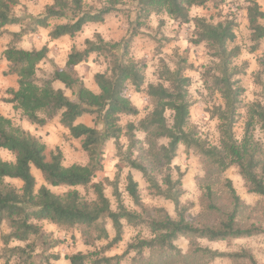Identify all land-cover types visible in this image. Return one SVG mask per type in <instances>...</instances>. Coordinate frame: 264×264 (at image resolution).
<instances>
[{
    "label": "trees",
    "instance_id": "16d2710c",
    "mask_svg": "<svg viewBox=\"0 0 264 264\" xmlns=\"http://www.w3.org/2000/svg\"><path fill=\"white\" fill-rule=\"evenodd\" d=\"M50 1L41 16L25 25V19L15 12L21 5L20 0H0V37L7 34L13 41H20L40 28H50L52 20H59L65 22L54 25L49 37L52 40L74 39L88 24H102L110 15L121 12L123 4L121 0H94L95 4L91 5L85 0ZM133 1L136 3L135 28L144 26L153 15L165 14L179 25H189L192 29L190 42L194 46L204 45L208 51L213 65L205 72L204 82L222 100L210 112V119L218 122V144H211L189 129L193 103L189 94L191 79L185 75L188 70L184 64L186 60L179 62L175 69L162 62L160 81L147 84L146 64L131 54L133 38L138 35L135 30L120 42L106 40L101 33H95L83 42L82 49H72L64 69L57 68L47 79L40 76L39 68L48 59L47 46L40 50L8 46L2 53L9 63L4 75L16 76L18 88L6 91L5 103L21 111L32 125L41 128L57 120L73 139L82 141V148L91 162L85 166H64L59 148L49 151L39 137L0 115V149L15 156L13 162L0 156V232L4 225L8 227V233L2 235L6 253L1 257L7 261L17 258L19 264H36V243L32 240L42 237L40 223L48 221L60 228L81 229L90 246L109 241L101 250L68 256L69 264H123L131 255V264H211L218 260L259 264L249 249L222 252L204 247L200 241L230 244L264 236L262 225L244 222L249 207L232 181L224 177L229 169L235 168L247 192L264 198V143L256 135L259 130L264 137V53L258 58L261 70L257 83L262 87L261 100L245 106L241 77L246 76L248 63H235L241 55V47L234 44L238 28L236 19L226 14L221 21L213 23L192 15L194 9L209 3L218 8L223 0ZM250 1L247 19L253 43L251 53H256L264 41V11L255 0ZM14 26L21 30H8ZM163 26L164 20H161L159 28ZM163 41L170 42L165 38ZM121 47L122 54L119 53ZM95 54L107 63L104 72L94 75L97 92L89 89L76 71ZM56 83L62 84L64 89L55 88ZM129 85L150 99L153 108L139 124L128 121L122 125L123 118L139 115V109L127 96ZM66 91H70L71 96ZM85 115L93 116L96 125H102L103 129L77 124ZM241 119L245 120V126L239 140L235 128ZM138 132L145 135L143 140L137 137ZM123 137L128 142L126 148L121 143ZM110 141H114L121 163L117 176L112 182L106 179L93 183L102 168L103 148ZM180 149H184L187 156L195 154L205 171L200 184L203 210L197 217L190 214L193 204L182 203L186 194L183 188L186 174L174 166ZM123 167L141 173L151 195L170 201L176 216L172 217L164 208L147 210L139 184L131 173L126 176V193L140 212L128 208L119 192ZM33 168L41 172L45 183L38 189ZM16 181L22 183L20 187L13 185ZM89 186L95 194L92 201L78 190ZM50 187L69 190L60 194ZM107 187L113 189L116 210L106 195ZM144 213L149 216L145 218ZM108 222L115 232L112 240ZM124 222L135 227L147 226L151 237L138 238L120 256H107L109 250L123 241ZM180 239L189 241L186 254L177 245ZM14 242L26 246H10ZM61 244L58 240L53 246ZM43 259L45 262L41 264H52L51 261H59L61 256L52 254Z\"/></svg>",
    "mask_w": 264,
    "mask_h": 264
},
{
    "label": "rangeland",
    "instance_id": "374dc122",
    "mask_svg": "<svg viewBox=\"0 0 264 264\" xmlns=\"http://www.w3.org/2000/svg\"><path fill=\"white\" fill-rule=\"evenodd\" d=\"M121 1L123 3L120 7V10H122L121 12L110 15L102 24H88L85 26L83 34L76 36L74 39L61 38L58 40H52L49 37L52 27L56 24L65 22L52 20L50 28H40L37 33L29 34L23 37L20 41H13V38L10 35H3L0 37V44L3 47L13 46L26 50H40L47 46L50 55L52 52L51 56L54 64H49L48 66L41 65L42 68L39 67L40 76L47 79L57 68L64 69V64L72 49H82L86 36H91L90 38H92L95 33L99 32L106 40L120 42L123 38L128 37L131 31L135 30L138 35L133 38L131 54L134 59L146 64L147 84H156L160 81L159 75L162 70V62H165L171 69H175L179 62L186 60L184 64L187 66L188 70L185 72V75L191 79L189 94L193 103L189 120V129L197 132L203 139L208 140L211 144H218V122L210 119V112L215 106L220 105L222 100L219 94L207 87L204 82L205 72L213 65V60L209 56L204 45L194 46L190 42L191 27L189 25H179L178 23L171 21L165 14L160 16L153 15L150 20L145 22L144 26L138 29L135 28L136 25L134 20L136 17V3L133 0ZM223 1V4L218 8L212 3H209L204 7L194 9L192 15L204 17L213 23L221 21L226 14H230L236 19L238 28L236 29L237 39L234 44L241 47V55L235 63L238 65L248 63L246 76L241 77L242 86L245 88L243 103L247 106L253 102L261 100L262 87L257 83V76L261 70L258 58L264 53V41L261 42L259 51L251 53L253 43L251 41V31L247 19V8L251 5L250 0ZM255 1L264 11V0ZM85 2L89 5L95 4L94 0H85ZM20 3L21 5L15 9V12L17 16L25 19V25H27L37 17L41 16L45 11V7L51 4V1L20 0ZM128 15H130V17H128ZM161 20H164V26L159 28ZM10 30L11 32H19L21 27H12L9 28V31ZM163 38L170 40V42L164 43ZM122 52L123 49L121 47L119 53L122 54ZM106 68L107 63L104 58L95 54L92 55L86 63L76 68V71L82 76L86 86L97 92L98 87L94 82V75L99 72H104ZM57 84L62 85L60 83ZM58 85L55 84V88H57ZM66 94L71 96L70 91H66ZM127 96L139 109V115L134 118H123L122 125H125L128 121H133L134 123L139 124V122L145 119L151 112L153 108L152 102L143 93H137L131 85L128 87ZM243 112H245V110ZM86 118L87 119L81 124L89 127H96L100 130L103 129L102 125H96L93 116L87 115ZM168 118L171 120L170 113L168 114ZM12 121L16 126L28 130L33 135L39 137L47 145L49 151L59 148L63 153L64 166L69 167L75 164L85 166L91 162L90 156L82 148V141L73 139L68 130L63 128L57 120L50 122L44 128H39L30 125L28 119L21 111H19L15 114ZM244 122L245 120L241 119L235 128V133L239 140H241L244 135ZM256 135L264 143V137L259 130ZM137 137L143 140L145 135L138 132ZM121 143L125 148L127 147L128 142L125 137L121 139ZM0 156L5 161H15V156L12 153L2 149H0ZM118 165H121L118 158V150L114 141H110L106 143L103 148V154L101 155L102 168L96 174L93 183L103 182L106 179L111 182L114 181L118 173ZM174 166H178L180 170L186 174L183 178V188L186 191V194L182 198V203L187 206L193 204L194 209L191 210L190 214L193 217H197L203 210L200 202L203 193L200 184L201 179L205 176L204 168L195 154L187 156L184 153V149H180L178 158L174 162ZM32 172L37 180L38 189L45 184L42 174L35 168L32 169ZM128 173H131L138 182L141 196L147 210L152 211L154 208H164L172 217L176 216L175 207L170 201L151 195L148 184L141 173L123 167L119 182V192L128 208L132 211L140 212L126 193V176ZM174 177L177 178L176 171H174ZM224 177L232 181L238 195L249 207V215L244 218V222L251 224L257 223L264 227V198L247 192L244 181L235 168L229 169L224 174ZM13 185L20 187L21 183L13 182ZM50 188L53 192L60 194L69 190L68 188ZM78 190L87 200L92 201L95 199V194L90 186L87 188H78ZM217 190L222 191L219 187H217ZM106 195L111 200L113 209L116 210L117 200L113 195V189L107 187ZM143 215L147 218L149 213H144ZM40 224L43 227V235L39 239L32 240L36 243V250L34 252L36 264H41L42 261H44L43 258L52 254H60L61 256L60 262L51 261L52 264H69L70 262L67 259L68 256L78 252L89 253L95 250H101L107 246L109 242H96L93 246H90L86 244L81 229L71 230L60 228L48 221L41 222ZM124 224L123 241L109 250L107 256H120L127 250L128 245L138 238L148 239L151 237L150 230L145 225L135 227L128 225L126 222H124ZM108 230L110 240H112L115 236V232L112 228L111 222H108ZM5 233H8V227L6 225L2 227L0 232V264H19L20 261L17 258H10L7 261L6 258L1 257L2 254L6 253L2 241V235ZM73 235L75 238H73ZM58 240L62 241V244L58 247L53 246ZM200 243L204 247L222 252H239L242 249H249L258 260V263L264 264V236L237 240L230 244L224 242L211 243L206 240H202ZM16 245L17 243L14 242L10 246L14 247ZM19 245L26 246V244ZM177 245L185 254L188 253V240L180 239L177 242ZM132 257L133 255H131L123 264H131L130 259ZM211 264L234 263L230 260H218Z\"/></svg>",
    "mask_w": 264,
    "mask_h": 264
},
{
    "label": "crops",
    "instance_id": "0c3cea01",
    "mask_svg": "<svg viewBox=\"0 0 264 264\" xmlns=\"http://www.w3.org/2000/svg\"><path fill=\"white\" fill-rule=\"evenodd\" d=\"M98 25V24H96ZM14 27H17V26H14ZM9 28H12V27H9ZM8 28V30H9ZM11 31V30H10ZM85 31V29L83 30V32ZM80 33L79 35L83 34ZM99 33V32H97ZM91 36H86V39L90 38ZM64 38H70V37H64ZM71 39V38H70ZM85 39V40H86ZM7 47H3L1 44H0V115L2 116H5L9 119H13L15 114L18 113L19 111H16L14 109V107L10 104H7L5 103V99L7 98V95H6V91L10 88L12 89H17L18 88V84H17V77L16 76H5L4 75V72H6L8 70V62L6 59H4L2 57V53L4 52V50L6 49ZM51 55H52V52H51ZM50 54L48 55V59L43 62L41 65H45V66H48L49 64H54V61L52 60V56ZM67 62V61H66ZM66 62L64 64V68L66 67ZM39 66L40 68H42V66ZM60 66V65H59ZM63 67V66H62ZM56 85H58L56 83ZM64 86L63 85H58L57 88H61V89H64L63 88ZM94 91V90H93ZM87 115L83 116L82 118H80L77 123L78 124H81L83 123V121H85L87 118ZM29 122V121H28ZM30 123V122H29ZM30 125H32L30 123ZM35 126V125H34ZM38 127V126H37ZM46 127V126H45ZM41 128V127H39ZM44 128V127H43ZM25 130V129H24ZM28 131V130H26ZM18 182V181H16ZM20 183V182H19ZM22 184V183H21ZM41 225V224H40ZM17 243V242H16ZM19 244L21 243H17L16 246H18ZM61 260V259H60ZM57 261V262H60Z\"/></svg>",
    "mask_w": 264,
    "mask_h": 264
}]
</instances>
